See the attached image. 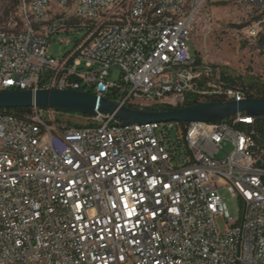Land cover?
Wrapping results in <instances>:
<instances>
[{
  "label": "built area",
  "instance_id": "obj_1",
  "mask_svg": "<svg viewBox=\"0 0 264 264\" xmlns=\"http://www.w3.org/2000/svg\"><path fill=\"white\" fill-rule=\"evenodd\" d=\"M18 1L20 20L0 29V93L111 92L114 104L141 111L250 99L191 53L203 0L184 22L162 24L149 13L177 11L182 0ZM139 4L146 22L130 25ZM241 4L259 18L249 34L264 32V0ZM27 5L51 24L30 26ZM79 12L106 22L90 25ZM71 28L84 37L61 60L49 56L51 37ZM114 67L119 84L107 82ZM57 113L0 110V264H264V142L255 117L139 125L97 113L92 125L69 127ZM221 191L239 201L241 220L228 215Z\"/></svg>",
  "mask_w": 264,
  "mask_h": 264
},
{
  "label": "rangeland",
  "instance_id": "obj_2",
  "mask_svg": "<svg viewBox=\"0 0 264 264\" xmlns=\"http://www.w3.org/2000/svg\"><path fill=\"white\" fill-rule=\"evenodd\" d=\"M18 3L15 0H0V29L7 26L10 19H18ZM258 15L243 6L241 0H203L201 9L194 20V27L188 40L192 55L199 62L218 68L225 76H230L236 86L247 87L249 82L264 83V32L252 37L250 28L258 20ZM85 35L84 28H71L51 37L47 54L61 60L73 50L77 41ZM121 73L111 68L107 82L119 84ZM253 93L255 91H252ZM112 101L114 96L108 95ZM57 124L69 127L92 125L88 118L75 113H57ZM226 151L230 148L226 147ZM228 215L233 220H241V204L236 198L221 191ZM216 225L224 230V220L218 218Z\"/></svg>",
  "mask_w": 264,
  "mask_h": 264
},
{
  "label": "water",
  "instance_id": "obj_3",
  "mask_svg": "<svg viewBox=\"0 0 264 264\" xmlns=\"http://www.w3.org/2000/svg\"><path fill=\"white\" fill-rule=\"evenodd\" d=\"M32 106L54 109L58 113H75L93 117L97 113L113 115L123 124H152L175 122L219 123L238 113L264 117V99H246L240 102L197 104L183 109L147 112L119 106L97 95L84 92L39 90L1 92L0 110L27 109Z\"/></svg>",
  "mask_w": 264,
  "mask_h": 264
},
{
  "label": "bare ground",
  "instance_id": "obj_4",
  "mask_svg": "<svg viewBox=\"0 0 264 264\" xmlns=\"http://www.w3.org/2000/svg\"><path fill=\"white\" fill-rule=\"evenodd\" d=\"M194 0L177 1V11L155 10V13H149V21L155 24L182 23L189 15V9L193 7ZM18 18L20 19V8ZM26 15H28L30 26H48L51 24V15H42L39 18L34 5H27ZM79 19L82 22H89L90 25H101L106 22V15L88 14V12H79ZM130 25H144L146 22V4H139L138 14L128 13Z\"/></svg>",
  "mask_w": 264,
  "mask_h": 264
},
{
  "label": "trees",
  "instance_id": "obj_5",
  "mask_svg": "<svg viewBox=\"0 0 264 264\" xmlns=\"http://www.w3.org/2000/svg\"><path fill=\"white\" fill-rule=\"evenodd\" d=\"M15 2H19L18 0H15ZM19 10V8H18ZM19 19V18H18ZM12 20H16L15 18H12ZM20 20V19H19ZM223 79L226 81V83L230 86L236 85V82L230 77V76H224L223 75ZM243 89H245L248 93V98L253 99H264V83L263 84H256L255 82H249L247 84V87L244 88V86H240ZM252 91H255L254 93ZM89 94H92L91 92H89ZM107 100L113 102L110 98L107 97ZM223 101L221 99H209L208 103H222ZM24 109H11L8 111H13V112H21ZM135 110H137L135 108ZM142 111H147V112H163V111H170L168 109L165 108H161V107H150V108H144ZM84 116V115H83ZM86 118H89L90 116H84ZM183 125V124H181ZM256 130L258 132V134L260 135V138L263 140L264 142V117H260V118H256Z\"/></svg>",
  "mask_w": 264,
  "mask_h": 264
}]
</instances>
